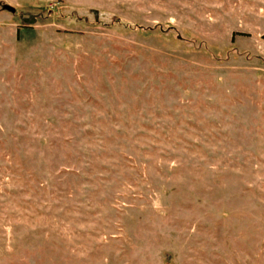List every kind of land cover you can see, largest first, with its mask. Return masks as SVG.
<instances>
[{
    "label": "rangeland",
    "instance_id": "obj_1",
    "mask_svg": "<svg viewBox=\"0 0 264 264\" xmlns=\"http://www.w3.org/2000/svg\"><path fill=\"white\" fill-rule=\"evenodd\" d=\"M0 264H264V0H0Z\"/></svg>",
    "mask_w": 264,
    "mask_h": 264
},
{
    "label": "water",
    "instance_id": "obj_2",
    "mask_svg": "<svg viewBox=\"0 0 264 264\" xmlns=\"http://www.w3.org/2000/svg\"><path fill=\"white\" fill-rule=\"evenodd\" d=\"M2 7L4 9H6V10L11 11V12H14L15 11L14 7H12V6L8 5V4H4Z\"/></svg>",
    "mask_w": 264,
    "mask_h": 264
},
{
    "label": "trees",
    "instance_id": "obj_3",
    "mask_svg": "<svg viewBox=\"0 0 264 264\" xmlns=\"http://www.w3.org/2000/svg\"><path fill=\"white\" fill-rule=\"evenodd\" d=\"M233 39V38H232Z\"/></svg>",
    "mask_w": 264,
    "mask_h": 264
}]
</instances>
